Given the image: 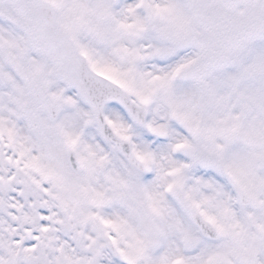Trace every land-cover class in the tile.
I'll return each mask as SVG.
<instances>
[{
	"label": "snow or ice",
	"instance_id": "1",
	"mask_svg": "<svg viewBox=\"0 0 264 264\" xmlns=\"http://www.w3.org/2000/svg\"><path fill=\"white\" fill-rule=\"evenodd\" d=\"M0 264H264V0H0Z\"/></svg>",
	"mask_w": 264,
	"mask_h": 264
}]
</instances>
